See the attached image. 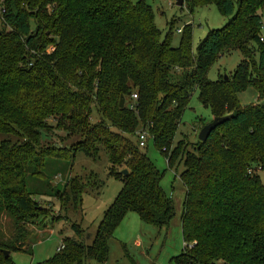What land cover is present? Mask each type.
Here are the masks:
<instances>
[{
  "label": "trees",
  "instance_id": "1",
  "mask_svg": "<svg viewBox=\"0 0 264 264\" xmlns=\"http://www.w3.org/2000/svg\"><path fill=\"white\" fill-rule=\"evenodd\" d=\"M207 4L229 18L194 50L192 25L178 31L177 46L169 34L161 40L143 0H0V218L8 215L16 230L10 241L0 234V264H17L4 250L26 251V224L50 214L33 194L63 204L81 199L76 177L61 190L54 183L77 151L97 157L105 150L122 187L91 244L75 223L78 237H64L60 250L35 264L107 262L109 240L129 212L167 226L173 201L138 145L140 130L170 167L184 165V245L170 264H264V102L242 105L237 97L253 87L264 100V0H184L180 7ZM234 50L243 57L233 73L208 79L209 67ZM194 90L212 117H230L205 141L172 145Z\"/></svg>",
  "mask_w": 264,
  "mask_h": 264
},
{
  "label": "rangeland",
  "instance_id": "2",
  "mask_svg": "<svg viewBox=\"0 0 264 264\" xmlns=\"http://www.w3.org/2000/svg\"><path fill=\"white\" fill-rule=\"evenodd\" d=\"M143 1L149 4L154 13V25L160 31V39L169 34L173 46L179 43L181 32H178V28L183 29L186 24L192 25V49L195 50L200 39L209 29L222 27L229 18L222 16L213 4L188 9L185 5L182 7L176 5V0ZM261 12L264 24V10ZM262 33L264 36V30ZM242 57L243 55L236 50L224 53L209 67L207 78L217 80L220 76L231 75ZM237 97L242 105L264 102L258 98L257 91L253 87L240 91ZM188 102L175 131L172 145H176L180 140L187 144L195 143L202 122L208 123L213 118L210 109L199 102L197 90H194ZM95 119L94 111L91 120L95 121ZM5 136L0 135V137ZM142 148L149 160L162 173L160 185L165 195L172 198L175 214L167 226L158 227L143 223L137 213H127L117 226L114 237L109 240L107 262L99 263L91 258L86 260V264H170L169 259L180 253L183 248L180 217L185 194L179 175L184 165L176 161L170 167L160 151L155 148L152 138H149ZM187 148L189 149V145ZM98 151L97 157L86 156L83 151H77L73 161L68 163V168L60 170L59 176L54 177L58 190L63 189L68 178L76 177L80 184L84 185V191L78 201L70 200L67 204H63L60 198L47 194H33L34 198L45 204L50 214L48 217L35 218L31 223L26 224L27 250L11 252L10 257L14 262L35 264L44 261L57 251L64 237L73 239L78 237L72 228L75 223L82 228V242L91 244L96 226L103 215L102 211L114 201L123 184L109 174L110 166L106 151L102 148ZM258 173L264 183V170ZM1 215L0 234L4 240L10 241L16 230L10 217L5 213Z\"/></svg>",
  "mask_w": 264,
  "mask_h": 264
},
{
  "label": "water",
  "instance_id": "3",
  "mask_svg": "<svg viewBox=\"0 0 264 264\" xmlns=\"http://www.w3.org/2000/svg\"><path fill=\"white\" fill-rule=\"evenodd\" d=\"M184 0H176L175 4L178 6H181L183 4ZM224 78H227V75H224ZM119 104L120 106H124V98L121 96L119 99ZM230 117V115H225V116H214L210 122L204 124L200 129H199V133H198V140L200 141H205L208 136L210 135V131L215 128L217 125L225 122L228 118ZM122 173L126 174L127 170L123 169ZM10 251L9 250H4V255H9Z\"/></svg>",
  "mask_w": 264,
  "mask_h": 264
},
{
  "label": "built area",
  "instance_id": "4",
  "mask_svg": "<svg viewBox=\"0 0 264 264\" xmlns=\"http://www.w3.org/2000/svg\"><path fill=\"white\" fill-rule=\"evenodd\" d=\"M178 31H180L181 29H177ZM264 30V24H262V27H261V32H260V36H259V39L261 41H264V36H263V33L262 31ZM137 98V94L134 92L132 95H131V100L133 101L134 99ZM133 107V106H131ZM138 134V145L140 147H144L145 146V143L146 141L148 140L149 138V135L144 131V130H140L137 132ZM63 247V244L60 245V247L57 249V250H60V248Z\"/></svg>",
  "mask_w": 264,
  "mask_h": 264
},
{
  "label": "crops",
  "instance_id": "5",
  "mask_svg": "<svg viewBox=\"0 0 264 264\" xmlns=\"http://www.w3.org/2000/svg\"><path fill=\"white\" fill-rule=\"evenodd\" d=\"M105 210V209H104ZM103 212V211H102ZM97 229V228H96ZM96 231V230H95ZM94 236V235H93ZM138 244V242L136 243V245ZM184 245V244H183Z\"/></svg>",
  "mask_w": 264,
  "mask_h": 264
}]
</instances>
